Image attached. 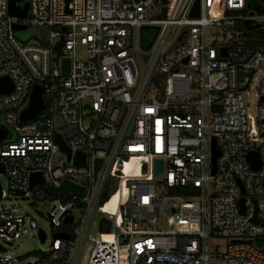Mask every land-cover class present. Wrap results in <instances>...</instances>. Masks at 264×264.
I'll use <instances>...</instances> for the list:
<instances>
[{
	"label": "built area",
	"instance_id": "1",
	"mask_svg": "<svg viewBox=\"0 0 264 264\" xmlns=\"http://www.w3.org/2000/svg\"><path fill=\"white\" fill-rule=\"evenodd\" d=\"M196 1L0 0V79L14 88L0 94V173L29 202L0 204V264L22 261L8 251L25 235L47 239L30 210L45 203L53 241L35 264H264V4L199 0L195 16ZM15 25L45 32L21 43ZM35 85L44 109L23 123Z\"/></svg>",
	"mask_w": 264,
	"mask_h": 264
},
{
	"label": "water",
	"instance_id": "2",
	"mask_svg": "<svg viewBox=\"0 0 264 264\" xmlns=\"http://www.w3.org/2000/svg\"><path fill=\"white\" fill-rule=\"evenodd\" d=\"M261 2L264 4V0H261ZM29 7L28 5H25L24 9L17 8L15 6V2L11 3L10 6V14L19 17V18H25L28 14ZM199 13V0L196 1L194 11L192 15L198 16ZM28 30L27 26L23 25H15L14 26V31H25ZM63 32H66V28L63 29ZM64 46V37L62 36L60 42L56 44V48H62ZM69 69H70V60L69 59H64L63 60V66H62V72L65 75L69 74ZM13 83L9 78H2L0 79V94H6L10 93L13 91ZM44 109V101H43V90L40 85H35L32 88V92L30 95V100H29V106L21 113V121L23 123L33 121L37 118V115L39 112H41ZM5 137V132L3 127H0V143L4 140ZM56 142L60 146V149L64 151L68 155V160L71 159V150L67 146L66 142L64 141L63 137L61 135H56ZM219 156V153L216 151L215 146L213 147V173L216 171V158ZM250 161L254 163L255 160H258L259 162V155L257 153H251L248 157ZM75 163L78 166H84L85 165V155L83 153H77L76 158H75ZM102 160H97L96 162V172L99 170L101 166ZM158 167H161V163L158 162ZM254 168L258 169L259 164H254ZM0 171L4 173L2 166L0 165ZM36 184H43V181L40 177L39 174H34L31 176V185L34 186ZM63 187L72 192L73 194L77 196H83L84 195V189L80 188L68 181H65L63 183ZM0 199H1V185H0ZM241 205H243V201L240 202ZM242 212H244V209H242ZM72 221V217H70L66 222ZM60 237H65L68 238L67 235H58ZM55 236V239L56 237ZM45 234H41V242H45ZM0 250L5 251L3 248L0 247ZM31 254L35 256H44V253H42L40 250H35ZM27 257V255L20 256V260H24Z\"/></svg>",
	"mask_w": 264,
	"mask_h": 264
},
{
	"label": "rangeland",
	"instance_id": "3",
	"mask_svg": "<svg viewBox=\"0 0 264 264\" xmlns=\"http://www.w3.org/2000/svg\"><path fill=\"white\" fill-rule=\"evenodd\" d=\"M254 2L261 3V0H253ZM45 32L44 29L39 27H29L28 30L25 31H16L15 36L17 40L21 43L26 42H36L38 41V36ZM85 50L78 49L79 59L83 60L85 58ZM244 102L247 105L248 111L252 114L256 113V106L258 99L255 96V92L251 91L249 95H245ZM0 183L2 185V189L7 193L8 197L5 200L0 202L1 205L10 207L21 205L29 208L28 200H21L12 198L8 191V180L6 176L0 173ZM52 208L49 203L40 204L37 211L32 210V215L35 216V219L38 222V226L46 233L47 239L43 243L37 237H31L30 235H25L19 241L16 242L14 246L9 248L8 254L15 260L17 257L27 255V257L21 262H15V264H35L38 262V258L31 254L35 250H49L51 248V244L53 241L50 222L46 219V215L48 211ZM221 249L224 248V241H219ZM212 244V243H211ZM214 245V243L212 244Z\"/></svg>",
	"mask_w": 264,
	"mask_h": 264
},
{
	"label": "trees",
	"instance_id": "4",
	"mask_svg": "<svg viewBox=\"0 0 264 264\" xmlns=\"http://www.w3.org/2000/svg\"><path fill=\"white\" fill-rule=\"evenodd\" d=\"M255 3H257V2H255ZM257 4H261V3H257ZM143 39H142V44H143V47L144 48H147L148 47V41H149V39H150V32H148V31H145L144 33H143ZM2 125V120H1V118H0V126ZM106 200V199H105ZM104 200V201H105Z\"/></svg>",
	"mask_w": 264,
	"mask_h": 264
},
{
	"label": "bare ground",
	"instance_id": "5",
	"mask_svg": "<svg viewBox=\"0 0 264 264\" xmlns=\"http://www.w3.org/2000/svg\"><path fill=\"white\" fill-rule=\"evenodd\" d=\"M117 200H118V195H115L113 198H112V200H111V202L109 203V207L110 206H113L116 202H117Z\"/></svg>",
	"mask_w": 264,
	"mask_h": 264
}]
</instances>
